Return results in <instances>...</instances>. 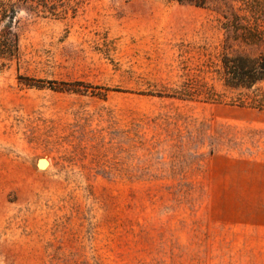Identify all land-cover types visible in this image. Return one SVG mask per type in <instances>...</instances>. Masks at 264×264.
<instances>
[{"label":"rangeland","instance_id":"rangeland-1","mask_svg":"<svg viewBox=\"0 0 264 264\" xmlns=\"http://www.w3.org/2000/svg\"><path fill=\"white\" fill-rule=\"evenodd\" d=\"M17 27L0 264H264V80L229 86L222 61L264 50V0H82Z\"/></svg>","mask_w":264,"mask_h":264},{"label":"trees","instance_id":"trees-1","mask_svg":"<svg viewBox=\"0 0 264 264\" xmlns=\"http://www.w3.org/2000/svg\"><path fill=\"white\" fill-rule=\"evenodd\" d=\"M177 1L205 6L212 0ZM81 3L82 0H0V69L8 67L11 62L20 58L17 15L22 9L32 14L60 18L75 16L81 8ZM262 33L263 31H259V37L264 42ZM222 61L223 79L229 86L249 88L264 80V50L255 57L225 54ZM48 164V159L42 161L43 168Z\"/></svg>","mask_w":264,"mask_h":264}]
</instances>
